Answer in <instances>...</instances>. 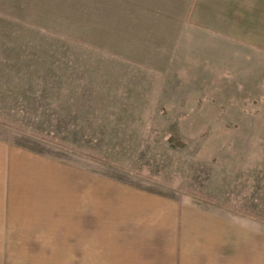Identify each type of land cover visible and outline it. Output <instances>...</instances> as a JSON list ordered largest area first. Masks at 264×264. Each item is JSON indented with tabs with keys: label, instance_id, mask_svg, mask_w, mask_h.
<instances>
[{
	"label": "rangeland",
	"instance_id": "rangeland-1",
	"mask_svg": "<svg viewBox=\"0 0 264 264\" xmlns=\"http://www.w3.org/2000/svg\"><path fill=\"white\" fill-rule=\"evenodd\" d=\"M210 37L126 44V0H0V66L36 98L0 114L97 151L100 178L264 213V58Z\"/></svg>",
	"mask_w": 264,
	"mask_h": 264
},
{
	"label": "crops",
	"instance_id": "crops-1",
	"mask_svg": "<svg viewBox=\"0 0 264 264\" xmlns=\"http://www.w3.org/2000/svg\"><path fill=\"white\" fill-rule=\"evenodd\" d=\"M197 33L264 58V0H126V44L139 34L176 47ZM24 74L0 66V102H35ZM36 125L0 114V264H264V213L205 184L166 195L100 178L97 151Z\"/></svg>",
	"mask_w": 264,
	"mask_h": 264
}]
</instances>
